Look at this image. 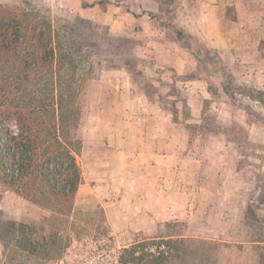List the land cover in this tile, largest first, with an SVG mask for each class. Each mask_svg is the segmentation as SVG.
<instances>
[{
    "label": "rangeland",
    "instance_id": "374dc122",
    "mask_svg": "<svg viewBox=\"0 0 264 264\" xmlns=\"http://www.w3.org/2000/svg\"><path fill=\"white\" fill-rule=\"evenodd\" d=\"M27 1L0 4L67 24L80 60L81 183L71 203L38 205L0 181V264H115L122 247L168 234L192 240L173 264H264V105L248 95L264 90V0ZM156 19L224 66L185 80L195 59ZM18 222L37 254L16 246Z\"/></svg>",
    "mask_w": 264,
    "mask_h": 264
},
{
    "label": "trees",
    "instance_id": "16d2710c",
    "mask_svg": "<svg viewBox=\"0 0 264 264\" xmlns=\"http://www.w3.org/2000/svg\"><path fill=\"white\" fill-rule=\"evenodd\" d=\"M103 1H98L102 8ZM156 20L195 59V71L185 80H208L224 66L197 34L171 20ZM68 32L67 24L53 23L37 8L0 4V181L38 205L51 198L71 203L81 183L75 159L80 141L73 130L83 76L75 50L65 44ZM123 67L129 70V59ZM209 93L219 94L216 88ZM248 95L264 105V90ZM27 230L26 223H17L16 246L37 254ZM191 243L180 234L137 240L119 250L115 264H173L185 259Z\"/></svg>",
    "mask_w": 264,
    "mask_h": 264
},
{
    "label": "crops",
    "instance_id": "0c3cea01",
    "mask_svg": "<svg viewBox=\"0 0 264 264\" xmlns=\"http://www.w3.org/2000/svg\"><path fill=\"white\" fill-rule=\"evenodd\" d=\"M234 4H235V3H234ZM24 218H25V219H24ZM22 219L26 221V220H28V217H23Z\"/></svg>",
    "mask_w": 264,
    "mask_h": 264
}]
</instances>
